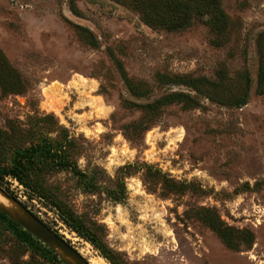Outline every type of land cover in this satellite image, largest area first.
<instances>
[{
	"label": "rangeland",
	"instance_id": "obj_1",
	"mask_svg": "<svg viewBox=\"0 0 264 264\" xmlns=\"http://www.w3.org/2000/svg\"><path fill=\"white\" fill-rule=\"evenodd\" d=\"M184 1L0 0L3 189L89 264H264V0ZM0 264L67 262L0 220Z\"/></svg>",
	"mask_w": 264,
	"mask_h": 264
},
{
	"label": "trees",
	"instance_id": "obj_2",
	"mask_svg": "<svg viewBox=\"0 0 264 264\" xmlns=\"http://www.w3.org/2000/svg\"><path fill=\"white\" fill-rule=\"evenodd\" d=\"M135 8L139 9L141 16L149 26H158L168 31H181L191 24L192 14L202 16L198 7L184 0H129ZM203 6L209 9L208 19L205 22L211 28L220 30L224 23V14L221 9L220 0H199ZM152 11L150 15L148 13ZM259 70L257 73V87H264V57L259 59ZM245 104V99L238 103L239 106ZM33 149H26L22 153H17L12 161V166L9 169L0 168V189L8 196L16 197L7 189H3L4 179L8 178L17 182L22 187H28L25 182L26 169L25 163L30 160ZM64 167V165H63ZM38 219V218H37ZM0 220L9 223L19 229L22 235L27 239H34L31 235L25 232L22 228L12 222L6 215L0 212Z\"/></svg>",
	"mask_w": 264,
	"mask_h": 264
},
{
	"label": "water",
	"instance_id": "obj_3",
	"mask_svg": "<svg viewBox=\"0 0 264 264\" xmlns=\"http://www.w3.org/2000/svg\"><path fill=\"white\" fill-rule=\"evenodd\" d=\"M0 195L10 201L16 208V211L11 212L0 206V212L6 215L12 222L42 243L45 247L61 255L67 264H89L71 245L50 230L17 200L8 196L1 189Z\"/></svg>",
	"mask_w": 264,
	"mask_h": 264
},
{
	"label": "bare ground",
	"instance_id": "obj_4",
	"mask_svg": "<svg viewBox=\"0 0 264 264\" xmlns=\"http://www.w3.org/2000/svg\"><path fill=\"white\" fill-rule=\"evenodd\" d=\"M0 206L11 212L16 211L15 206L13 207L12 203L7 199H5L4 197H2L1 195H0ZM90 264H100V262L96 260H92L90 261Z\"/></svg>",
	"mask_w": 264,
	"mask_h": 264
}]
</instances>
